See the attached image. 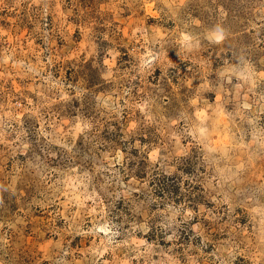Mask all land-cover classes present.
<instances>
[{
  "label": "rangeland",
  "instance_id": "rangeland-1",
  "mask_svg": "<svg viewBox=\"0 0 264 264\" xmlns=\"http://www.w3.org/2000/svg\"><path fill=\"white\" fill-rule=\"evenodd\" d=\"M0 264H264V0H0Z\"/></svg>",
  "mask_w": 264,
  "mask_h": 264
}]
</instances>
